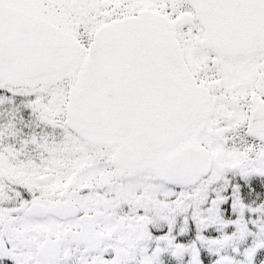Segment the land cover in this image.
<instances>
[{
  "label": "snow or ice",
  "instance_id": "6c2138e0",
  "mask_svg": "<svg viewBox=\"0 0 264 264\" xmlns=\"http://www.w3.org/2000/svg\"><path fill=\"white\" fill-rule=\"evenodd\" d=\"M0 264H264V0H0Z\"/></svg>",
  "mask_w": 264,
  "mask_h": 264
}]
</instances>
